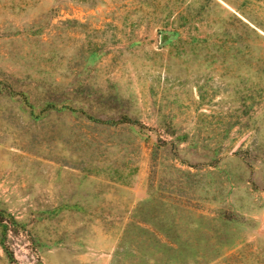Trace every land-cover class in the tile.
I'll use <instances>...</instances> for the list:
<instances>
[{
  "label": "rangeland",
  "instance_id": "1",
  "mask_svg": "<svg viewBox=\"0 0 264 264\" xmlns=\"http://www.w3.org/2000/svg\"><path fill=\"white\" fill-rule=\"evenodd\" d=\"M0 264H264V0H0Z\"/></svg>",
  "mask_w": 264,
  "mask_h": 264
}]
</instances>
